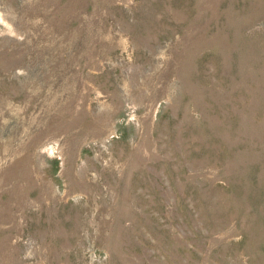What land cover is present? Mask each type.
Segmentation results:
<instances>
[{
    "label": "rangeland",
    "instance_id": "obj_1",
    "mask_svg": "<svg viewBox=\"0 0 264 264\" xmlns=\"http://www.w3.org/2000/svg\"><path fill=\"white\" fill-rule=\"evenodd\" d=\"M0 264H264V0H0Z\"/></svg>",
    "mask_w": 264,
    "mask_h": 264
}]
</instances>
